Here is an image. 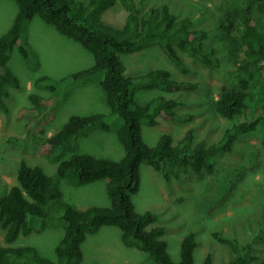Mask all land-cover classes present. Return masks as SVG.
I'll return each mask as SVG.
<instances>
[{
    "label": "trees",
    "instance_id": "16d2710c",
    "mask_svg": "<svg viewBox=\"0 0 264 264\" xmlns=\"http://www.w3.org/2000/svg\"><path fill=\"white\" fill-rule=\"evenodd\" d=\"M13 1L17 12L9 29L0 35V110L8 112L5 103L9 97L8 88H18L20 85L8 65L11 54L15 49L24 59L32 54L31 47L22 36L26 23L37 16L93 56L91 67L74 72L59 82L48 76L38 77L34 81V87L49 91L51 96L30 93V106L22 108L17 116L25 121V130L29 135H43L39 154L47 158L59 149L74 151L77 146L73 142L78 141L79 137L95 129H110L106 116L98 113L71 116L50 136L45 130L61 101L58 86L78 85L101 74L100 86L105 93L106 103L111 112L121 119L117 139L124 156L119 161H112L87 153H74L69 159L59 162L54 175L56 180L71 179L76 185H85L106 179L110 206H90L79 210L63 203L61 221L64 233L55 248L54 261L43 257L33 246H13L20 236L33 231L29 218L47 219L49 203L61 197V192L53 185V178L40 166L20 161L16 184L0 191L4 193L0 196V229L4 230L6 243L0 246V264H80L83 260L81 244L87 235L97 233L103 226L120 230L124 246L136 248L147 255L145 264H194L193 255L197 247L195 234L189 232L185 235L180 244V260L173 262L167 252L165 228L156 225L157 215L152 212L137 213L132 196L140 188L142 164L159 172L165 182L178 179L188 171L197 176L212 175L216 159L231 153L239 137L256 131L259 124L264 122V65L261 64L264 61V0L256 3L257 18L249 14L245 16L243 33L237 39L243 56L242 64L252 70L244 72L239 89L224 90L216 101L220 116L230 121L241 117L242 121L234 122L217 142L210 145L204 141L194 144V132L189 129L175 144L169 133L161 134L154 147L143 142L142 125L156 126L158 116L170 121L184 117L175 111L178 106L175 100L161 96L141 106L134 100V91L157 88L165 92H178L193 90L196 86L171 80L167 70L126 76L120 56L154 46L183 74H188L190 68L180 54H186L206 67H214L219 60L215 50L207 45V32L194 28L188 17L178 18L167 5L141 12L135 0H89L86 4L77 0ZM116 4H120L126 12L121 28H113L102 21V15ZM45 227L43 221L41 229ZM260 232L264 233V215ZM214 237L234 256L224 264H264L251 244H242L218 233H214ZM201 264H213L210 253L206 254Z\"/></svg>",
    "mask_w": 264,
    "mask_h": 264
},
{
    "label": "rangeland",
    "instance_id": "374dc122",
    "mask_svg": "<svg viewBox=\"0 0 264 264\" xmlns=\"http://www.w3.org/2000/svg\"><path fill=\"white\" fill-rule=\"evenodd\" d=\"M77 1L86 4L89 0ZM135 1L141 12L167 5L178 18H190L194 28L207 32V45L215 50L219 60L217 66L206 67L198 60L180 54L190 68L188 74H183L158 47L120 56L126 76L167 70L171 80L196 86L193 90L178 92H165L157 88L134 91V100L141 106L161 96L175 100L178 103L175 111L184 117L170 121L158 116L156 126L143 124V142L154 147L161 134L169 133L175 144L189 129L194 132V144L217 142L234 122L242 121L241 117L230 121L220 116L216 101L224 90L239 89L244 72L252 70L242 64L243 56L237 39L243 33L245 16L249 14L257 18L258 0ZM16 12L17 6L13 0H0V35L9 29ZM125 17L124 8L116 4L102 15V21L113 28H121ZM22 38L31 47L32 54L24 59L15 49L8 62L20 85L18 88H8L9 97L5 99L8 112L0 110V191L16 184L20 161L40 166L53 178V185L61 192L60 199L49 203L47 219L30 217L33 231L20 236L13 246H33L43 257L54 261L55 248L64 233L61 221L63 203L79 210L90 206H110L106 179L85 185H76L71 179L56 180L57 166L74 153L119 161L124 156L117 139L121 119L111 112L106 103L105 93L100 86L101 74L78 85L62 84L58 86L61 101L56 106L53 119L45 126L48 136L58 131L74 115L104 114L110 129H95L79 137L78 141L73 142L77 146L74 151L59 149L47 158L40 155L38 149L43 135H29L25 130V121L17 116L22 108L30 106V93L51 96L49 91L34 87V81L38 77L48 76L59 82L74 72L91 67L93 56L37 16L26 23ZM261 64L264 65V61ZM247 79L252 82V79ZM263 123L256 131L239 137L231 153L216 159L212 175L197 176L188 171L178 179L165 182L159 172L147 164L141 165L140 188L132 196V203L137 213L152 212L157 215L156 225L165 228L167 252L173 262H179L180 244L189 232L195 234L197 242L194 264H201L208 253L213 258V264L228 263L234 257L225 245L215 239L214 233L236 239L242 244H251L264 261V233L260 232L264 215ZM2 195L4 193L0 192ZM43 221L46 227L41 229ZM5 245L4 230L0 229V246ZM81 249L83 260L80 264H145L147 260L144 252L124 246L120 230L113 226H103L97 233L87 235Z\"/></svg>",
    "mask_w": 264,
    "mask_h": 264
}]
</instances>
